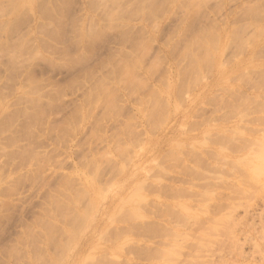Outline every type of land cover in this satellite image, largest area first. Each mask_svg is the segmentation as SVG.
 Segmentation results:
<instances>
[{
	"label": "rangeland",
	"instance_id": "obj_1",
	"mask_svg": "<svg viewBox=\"0 0 264 264\" xmlns=\"http://www.w3.org/2000/svg\"><path fill=\"white\" fill-rule=\"evenodd\" d=\"M261 166L264 0H0V264H264Z\"/></svg>",
	"mask_w": 264,
	"mask_h": 264
},
{
	"label": "bare ground",
	"instance_id": "obj_2",
	"mask_svg": "<svg viewBox=\"0 0 264 264\" xmlns=\"http://www.w3.org/2000/svg\"><path fill=\"white\" fill-rule=\"evenodd\" d=\"M251 144V143H250ZM262 168H261V170H260V178L262 179V180H264V166H261ZM160 250V249H159ZM161 251V250H160ZM159 252V251H158ZM157 252V253H158ZM162 254H161V256H159L160 258H162L163 256L165 257V256H167V255H163L164 253H163V251L161 252ZM165 253H166V251H165ZM163 255V256H162ZM164 257L162 258L163 260H164ZM161 259V260H162Z\"/></svg>",
	"mask_w": 264,
	"mask_h": 264
}]
</instances>
